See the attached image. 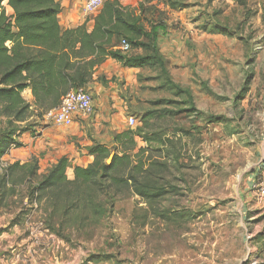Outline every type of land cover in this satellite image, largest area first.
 Instances as JSON below:
<instances>
[{
	"label": "rangeland",
	"instance_id": "374dc122",
	"mask_svg": "<svg viewBox=\"0 0 264 264\" xmlns=\"http://www.w3.org/2000/svg\"><path fill=\"white\" fill-rule=\"evenodd\" d=\"M151 1L127 7L146 33L129 55L149 60L117 62L132 73L82 87L93 112L79 118L84 128L74 137L76 146L89 143V155L92 145L112 147L114 135L141 127L135 142L154 161L155 196L103 200L94 219L54 213L47 195L37 202L34 188L70 142L31 153L54 124L23 93L30 117H0V139L13 133L14 141L0 158V264H264V194L253 187L264 181V0H169L185 21ZM157 35L174 38L169 57L161 51L169 39L159 44ZM13 164L24 168L11 173L12 189L5 168Z\"/></svg>",
	"mask_w": 264,
	"mask_h": 264
},
{
	"label": "trees",
	"instance_id": "16d2710c",
	"mask_svg": "<svg viewBox=\"0 0 264 264\" xmlns=\"http://www.w3.org/2000/svg\"><path fill=\"white\" fill-rule=\"evenodd\" d=\"M59 13L55 0H0V117L15 122L30 117L31 105L22 96L26 90L35 109L44 115L57 108L70 90L91 81L104 61L112 59L132 68L149 60L115 48L114 41H124L130 49L135 36H146L138 16L117 0L103 3L90 31L85 23L61 30ZM12 135L0 139V158L13 144ZM141 135V127H136L114 135L112 147L92 145L88 152L93 159L86 167L72 168L67 158H60L34 188L39 193L36 201L47 195L54 213L80 212L93 219L101 214L103 200L111 203L124 193L149 203L155 196L148 180L155 165L148 148H137L135 137ZM17 168L24 167L5 168L12 189L11 173ZM67 169H72L69 179Z\"/></svg>",
	"mask_w": 264,
	"mask_h": 264
},
{
	"label": "crops",
	"instance_id": "0c3cea01",
	"mask_svg": "<svg viewBox=\"0 0 264 264\" xmlns=\"http://www.w3.org/2000/svg\"><path fill=\"white\" fill-rule=\"evenodd\" d=\"M60 5V13L58 14V24L61 28V30L66 29H75L78 26H81L85 23L86 28L88 31H90L93 27V21H86L87 18H85L84 15H82V7L84 0H55ZM106 1H112V0H106ZM121 6L129 7L131 9H134L136 6H138L139 3H141L143 0H117ZM169 0H152L148 5L152 6V9H158L161 12L168 11L173 14L174 20L178 21H185V13L184 11L179 10L178 12H173V10L170 9ZM166 2V4H165ZM166 23V26L169 25L170 22L163 21ZM150 25H156V23H153V21L150 22ZM165 26V25H164ZM160 24V26L155 27V30L157 31H163L162 28L164 27ZM162 27V28H161ZM165 28V27H164ZM168 31V30H167ZM158 43L163 44V42L167 43V38L169 39V44H166L164 49H162L163 55L170 56V53L173 49V46H170L171 44H176L174 41V38H169L167 36L166 39H163L161 36H156ZM177 39V38H176ZM156 40V41H157ZM114 44L116 45V49L121 50V46L119 42L114 41ZM128 52H131L129 49ZM126 69H123L119 63L112 59H108L104 61L98 68L96 69L95 73L93 74L92 80H95L99 76L108 77L111 74H119V75H125L131 74V71H125ZM24 94H26V99L28 102L31 101L32 96L30 93V90L24 91ZM84 128V125L81 124V121H79V117L75 120L74 124L67 128H59L54 126H46V129L42 133L41 139L38 140L34 147L30 149L31 153H40L43 149L46 148V146L53 148L59 147L60 143H68L67 148H70L69 152H61L59 156L56 157V162L59 158L65 156L69 159V162L71 163V167L79 166V167H86L88 164L92 162V157L87 155V153L84 150L85 145L89 143H83L80 144V146L75 145V141L77 142V139L74 137L76 135H81L82 130ZM73 140V141H72ZM53 162V161H52ZM72 172V169H70Z\"/></svg>",
	"mask_w": 264,
	"mask_h": 264
},
{
	"label": "built area",
	"instance_id": "2783aa9c",
	"mask_svg": "<svg viewBox=\"0 0 264 264\" xmlns=\"http://www.w3.org/2000/svg\"><path fill=\"white\" fill-rule=\"evenodd\" d=\"M103 5V0H84L82 12L86 17L97 13ZM121 51L128 52L129 46L121 41ZM92 95L83 88L70 90L62 97L57 108L47 111L43 118L58 127H70L79 117H88L92 114ZM128 124H134L133 118H128ZM259 194H264V181L258 185H253Z\"/></svg>",
	"mask_w": 264,
	"mask_h": 264
}]
</instances>
